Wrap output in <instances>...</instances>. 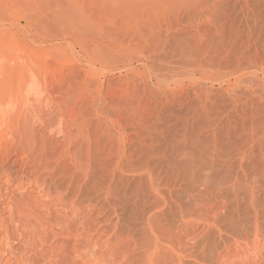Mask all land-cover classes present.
Masks as SVG:
<instances>
[{
  "label": "rangeland",
  "instance_id": "rangeland-1",
  "mask_svg": "<svg viewBox=\"0 0 264 264\" xmlns=\"http://www.w3.org/2000/svg\"><path fill=\"white\" fill-rule=\"evenodd\" d=\"M0 264H264V0H0Z\"/></svg>",
  "mask_w": 264,
  "mask_h": 264
},
{
  "label": "bare ground",
  "instance_id": "bare-ground-1",
  "mask_svg": "<svg viewBox=\"0 0 264 264\" xmlns=\"http://www.w3.org/2000/svg\"><path fill=\"white\" fill-rule=\"evenodd\" d=\"M24 76H25V75H24ZM29 76H31V75H29ZM20 77L23 78L22 75H20ZM30 79H32V77H31ZM26 80H27V79H26ZM29 81H30V80H29ZM32 85H34L32 82L25 84V86H24L23 89H22V93L25 94V95H28V92L33 93V89H31ZM34 86H36V85H34ZM20 92H21V91H20ZM35 95H37V94H35ZM27 98H28V96H27Z\"/></svg>",
  "mask_w": 264,
  "mask_h": 264
}]
</instances>
